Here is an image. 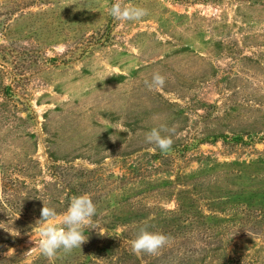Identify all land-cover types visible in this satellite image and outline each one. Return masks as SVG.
<instances>
[{
  "label": "rangeland",
  "instance_id": "374dc122",
  "mask_svg": "<svg viewBox=\"0 0 264 264\" xmlns=\"http://www.w3.org/2000/svg\"><path fill=\"white\" fill-rule=\"evenodd\" d=\"M83 194L85 243L42 254ZM0 264H264V0H0Z\"/></svg>",
  "mask_w": 264,
  "mask_h": 264
},
{
  "label": "clouds",
  "instance_id": "9594fccd",
  "mask_svg": "<svg viewBox=\"0 0 264 264\" xmlns=\"http://www.w3.org/2000/svg\"><path fill=\"white\" fill-rule=\"evenodd\" d=\"M108 13L116 21H136L144 17L147 11L141 7H127L116 2L110 6ZM163 85L164 77L154 73L149 87L158 88ZM145 139L147 143L158 147L162 153H166L172 144V140L161 136L160 130L156 128L151 129ZM95 213L96 208L89 195L73 196L62 215L63 227H57L55 224L57 213L54 209L43 206L40 218L33 226L39 236L38 244L42 254L52 257L59 249L69 252L74 248H81L85 243V235L81 228L83 225L93 223ZM128 243L135 254H155L167 243V237L141 227L135 238Z\"/></svg>",
  "mask_w": 264,
  "mask_h": 264
}]
</instances>
